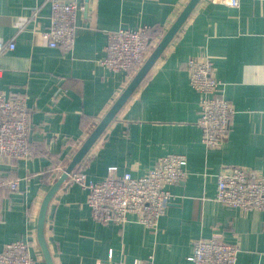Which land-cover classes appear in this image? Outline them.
Wrapping results in <instances>:
<instances>
[{
    "label": "crops",
    "instance_id": "1",
    "mask_svg": "<svg viewBox=\"0 0 264 264\" xmlns=\"http://www.w3.org/2000/svg\"><path fill=\"white\" fill-rule=\"evenodd\" d=\"M74 47L63 52L42 38L50 6L44 0H0V91L24 95L30 109L27 161L0 162V174L20 180L0 191V252L27 239L33 264H45L36 240L41 201L133 75L100 64L107 34L151 28V52L189 0H78ZM207 57L221 95L235 113L215 149L201 142L198 99L185 62ZM167 154L187 159L186 177L170 187L174 200L156 231L130 215L124 226L91 217L87 191L66 179L50 201L44 238L53 264H192L193 241L220 235L239 248L236 264H264V210L241 212L218 203L215 175L242 167L264 175V0L231 8L200 0L138 88L79 164L87 181L115 174L140 177ZM77 168V167H76ZM76 168L73 171H76Z\"/></svg>",
    "mask_w": 264,
    "mask_h": 264
},
{
    "label": "built area",
    "instance_id": "2",
    "mask_svg": "<svg viewBox=\"0 0 264 264\" xmlns=\"http://www.w3.org/2000/svg\"><path fill=\"white\" fill-rule=\"evenodd\" d=\"M50 6L49 23L42 38L50 48L63 52L74 47L78 31L77 13L82 8L78 0H44ZM231 8L239 7V0H219ZM151 28L119 29L107 34L105 56L100 64L113 71L134 74L143 65L149 52ZM14 43L0 41V53L14 50ZM189 85L197 95L201 142L207 149H215L227 137L230 120L235 111L220 92V82L213 75V63L207 57H191L185 62ZM132 76V77H133ZM30 109L24 95L0 91V162L27 161L34 152L29 145L31 132ZM187 159L182 154L159 157L153 168L140 177L129 173L115 174V169L100 182L87 181L79 170L68 175L69 183H76L87 191L86 202L92 219L101 224L124 226L132 215L135 221L156 231L166 207L174 200L170 187L186 177ZM215 200L241 212L264 210V175L242 167H229L216 175ZM20 180L0 174V191H17ZM32 243L27 239L5 244L0 252V264H33ZM239 248L225 243L220 235L193 241L188 260L192 264H236ZM110 261L108 264H122ZM133 264H153L152 256Z\"/></svg>",
    "mask_w": 264,
    "mask_h": 264
},
{
    "label": "water",
    "instance_id": "3",
    "mask_svg": "<svg viewBox=\"0 0 264 264\" xmlns=\"http://www.w3.org/2000/svg\"><path fill=\"white\" fill-rule=\"evenodd\" d=\"M85 4L88 3V0H84ZM200 2V0H189L181 12L178 14L175 21L170 25L167 31L164 33L163 37L160 39L159 43L154 47L151 53L146 58L143 65L139 68V70L134 74V76L130 79L129 83L126 85L122 93L117 97V99L113 102L111 107L96 125V127L92 130L89 136L85 139L83 144L71 158L67 167L60 174V176L56 179V181L50 186L46 194L44 195L40 208L38 211L37 221H36V240L38 246L41 250L43 259L45 264H53L47 244L44 238V223L47 213V208L52 200L53 196L59 190L61 185L67 179L68 174H70L74 168L80 164L82 159L88 153V151L92 148L98 138L102 135L106 127L109 123L114 119L117 113L122 109L125 103L130 99L132 94L138 88L142 80L145 78L147 73L150 71L152 66L158 60V58L163 53L164 49L168 46L177 32L180 30L188 16L194 10L196 5ZM30 137V135H29Z\"/></svg>",
    "mask_w": 264,
    "mask_h": 264
},
{
    "label": "bare ground",
    "instance_id": "4",
    "mask_svg": "<svg viewBox=\"0 0 264 264\" xmlns=\"http://www.w3.org/2000/svg\"><path fill=\"white\" fill-rule=\"evenodd\" d=\"M77 166H78V165H77ZM77 166H76V167H77ZM76 167H75V168H76ZM75 168H74V169H75ZM72 172H73V171H72ZM72 172H71V173H72ZM71 173H70V174H71ZM68 175H69V174H68ZM67 178H68V176H67ZM65 181H66V180H65Z\"/></svg>",
    "mask_w": 264,
    "mask_h": 264
},
{
    "label": "trees",
    "instance_id": "5",
    "mask_svg": "<svg viewBox=\"0 0 264 264\" xmlns=\"http://www.w3.org/2000/svg\"><path fill=\"white\" fill-rule=\"evenodd\" d=\"M5 177V176H4Z\"/></svg>",
    "mask_w": 264,
    "mask_h": 264
}]
</instances>
